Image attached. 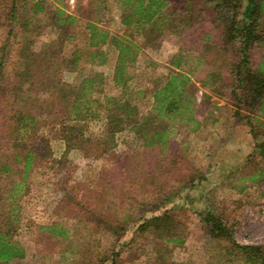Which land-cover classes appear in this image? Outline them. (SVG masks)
<instances>
[{"label": "rangeland", "instance_id": "1", "mask_svg": "<svg viewBox=\"0 0 264 264\" xmlns=\"http://www.w3.org/2000/svg\"><path fill=\"white\" fill-rule=\"evenodd\" d=\"M7 2L0 0V12L7 9ZM87 2L66 0L61 4L47 0V7L63 6L75 11L79 4L78 9L87 10ZM171 5L177 6V0H171ZM113 16L108 26L112 32L123 33L117 16ZM42 19L38 18L36 45L45 43L50 51L63 55L65 79L91 76L96 70L102 74L100 85L97 80L94 82L96 91L111 95L121 90L113 85L110 76L109 69L116 58V49L110 43L101 49L103 62L96 59L90 63L86 60L91 59L90 50L83 46L78 26L73 28L72 40H61L63 25L58 22L46 25ZM207 22L202 27L196 23L166 28L156 40L161 54L145 45L141 34L127 29V38L139 50L134 67L130 68L133 74L127 80L125 96L138 110H150L152 103L146 96L175 72L188 82L185 94L195 88L194 100L189 95L192 103H188L189 108L170 128L166 145L169 155L165 156L166 150L162 148L139 149L130 141L120 140L118 151L124 155L115 158L96 152L94 147L88 152L83 143L60 156L66 144L51 138L44 147L52 155L29 173L25 191L15 200L20 221L12 238L25 248V256L14 258L11 264H96L133 234L136 242L120 263L158 264L151 254V240L155 236L136 230V226L145 218L165 211L175 214V219L184 226L185 241L181 245L167 244L164 264L219 263L221 240L200 217L207 212L223 222L235 223L236 242L264 245V156L259 151L264 143V111L240 109L237 114L236 107L224 98L210 91H207L209 98L203 95L209 87L203 89L201 80L213 70L224 69L213 51L204 53L203 33L207 32L209 40L215 33ZM22 38L19 24L10 27V23L2 21L3 70H11L27 51L20 46ZM74 50L77 63L69 59ZM179 55L182 66L170 67L171 57ZM148 59L154 64L148 66ZM14 82L7 75L1 84ZM37 94L47 99L54 94V88L44 84ZM36 120L38 141L41 134L48 132L51 117L45 112L38 113ZM98 128V124L90 123L86 133L78 129L75 136H96ZM5 131L0 128V145L6 144ZM175 157L177 165L169 167L167 159ZM236 262L237 259L232 261Z\"/></svg>", "mask_w": 264, "mask_h": 264}, {"label": "trees", "instance_id": "2", "mask_svg": "<svg viewBox=\"0 0 264 264\" xmlns=\"http://www.w3.org/2000/svg\"><path fill=\"white\" fill-rule=\"evenodd\" d=\"M55 1L63 4L66 0ZM87 1V10L78 9L77 4V9L71 11L63 6L48 8L47 0H8L7 9L0 12V24L2 21L10 23V27L19 24L23 37L20 46L27 49L9 71L3 70L0 60V106L3 108L0 128L6 130V144L0 145V264H11L14 258L25 256V248L12 238L20 221L15 200L25 191L29 173L52 155L44 147L51 138L65 142L60 156L83 143L88 152L94 147L96 152L115 158L124 155L118 151L120 140L123 143L130 141L139 149L162 148L166 150L165 156L169 155L166 145L170 128L189 108V95L193 101L195 88L185 94L188 82L175 72L146 96L152 103L150 110H138L125 96L127 80L133 74L130 68L134 67L139 50V46L127 38V29L141 34L144 44L161 54L156 40L166 28L171 30L196 23L202 27L208 21L215 33L210 40L207 32L203 33L204 53L213 51L224 69L213 70L201 80L203 89L209 87L203 95L209 98L207 91H210L224 98L236 107L237 114L241 113L240 109L264 111V0H177L178 5L174 7L171 0ZM113 15L123 28L121 34L112 32L108 26ZM38 18L46 25L61 23L64 27L61 40H72L73 28L78 26L83 46L90 50L91 59H86L90 63L96 59L102 63L105 56L101 49L110 43L116 49L110 76L113 85L121 90L111 95L96 91L94 82L97 80L98 85L102 82V74L96 70L91 76L65 79L62 75L63 55L59 51H50L45 43L36 45ZM32 44H35L33 48L30 47ZM69 59L78 62L76 50L71 52ZM170 60L172 68L183 64L181 55ZM153 64L154 61L148 59L147 65ZM7 75L15 82L3 86L1 81ZM44 84L54 88V94L47 99L37 94ZM44 112L50 115L51 122L48 132L41 134L37 141L36 116ZM90 123L99 125L96 136H75L78 129L87 130ZM259 151L264 156V143L260 144ZM167 160L169 167L177 165L176 157ZM14 173L18 178H14ZM71 195L75 196L74 192ZM200 217L221 240L218 264H264V245L236 242L233 221L223 222L211 212ZM92 219L99 222V219ZM136 230L155 236L151 240V254L158 264L165 262L167 252L164 249L168 243L181 245L185 241L184 226L175 219V214L167 211L145 218ZM135 242L136 234H133L96 264H121L124 254L129 253ZM235 259L238 262L232 263Z\"/></svg>", "mask_w": 264, "mask_h": 264}, {"label": "built area", "instance_id": "3", "mask_svg": "<svg viewBox=\"0 0 264 264\" xmlns=\"http://www.w3.org/2000/svg\"><path fill=\"white\" fill-rule=\"evenodd\" d=\"M72 1V0H71Z\"/></svg>", "mask_w": 264, "mask_h": 264}]
</instances>
